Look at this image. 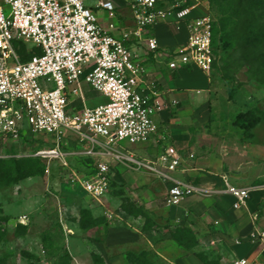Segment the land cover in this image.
<instances>
[{
	"label": "rangeland",
	"instance_id": "obj_1",
	"mask_svg": "<svg viewBox=\"0 0 264 264\" xmlns=\"http://www.w3.org/2000/svg\"><path fill=\"white\" fill-rule=\"evenodd\" d=\"M130 1L113 0L115 16L110 17L106 11L98 15L100 23L107 26L123 17L130 24ZM211 7L216 19V65L209 74L197 68L172 66L173 50L183 40L170 25L146 32L157 35L161 45V54L149 63L157 78L165 83L169 97L179 104L152 141H121L118 145L140 158H151L163 145L171 143L187 158L189 152L195 154L187 159L189 170L177 173L178 176H197L196 182L208 184L227 174L233 184L241 187L264 186V78L250 71L246 63L223 75L225 59L235 47L231 35L234 22L223 2L211 3ZM84 88L87 105L108 100L103 93L89 90L86 85ZM73 103L75 110L82 107L77 100ZM252 120L254 126L246 128L252 135L237 126L242 123L243 127ZM160 135L164 136L162 143L157 140ZM90 144L75 133H67L65 147L70 152L67 159L72 170H66L58 159L49 163L34 154L52 145L49 136L26 132L18 141L0 143L3 157H34L42 172L0 187V217L4 219L0 227V264H4V258L6 264H178L162 260L147 243L157 239L160 244L173 237L179 227L194 226L196 244L190 248L182 245L184 249L179 253L190 251L203 264H215L224 256L221 261L232 264L235 255L228 246L232 238L221 235L222 224L215 222L216 217L208 211L207 215L200 211L194 215H182L181 210L172 213L163 201L165 185L152 175L139 174L111 160L113 184L107 195L96 198L72 186L73 170L83 176L94 165V159L82 154ZM218 195L198 194L200 200ZM125 198L130 199L127 207L132 212L124 209ZM175 214L177 222L172 223ZM20 215L27 217L26 227L20 226L24 224L18 220ZM262 223L264 226V217Z\"/></svg>",
	"mask_w": 264,
	"mask_h": 264
},
{
	"label": "built area",
	"instance_id": "obj_2",
	"mask_svg": "<svg viewBox=\"0 0 264 264\" xmlns=\"http://www.w3.org/2000/svg\"><path fill=\"white\" fill-rule=\"evenodd\" d=\"M134 27L115 33V22L103 26L94 7L114 17L113 0H0V143L18 141L26 132L49 136L52 145L34 154L58 161L66 170L70 152L66 150L68 132L91 144L82 152L94 159L89 173L73 170L71 185L100 198L109 193L112 160L153 175L166 187L167 206L180 204L191 195L226 192L234 197V208L248 207L250 187L233 184L223 174L217 181L196 182L185 173L188 158L195 156L171 143L156 156L140 158L120 147L149 143L158 135L160 125L178 107L160 87L146 63L150 53L157 58L161 45L156 36H146L149 27L160 23L172 26L184 37L173 50L172 66L197 68L209 74L214 68L213 13L210 0H131ZM137 40L145 50L131 42ZM26 52L40 50L23 60L18 42ZM144 55H148L146 58ZM85 85L107 96L105 103H85ZM199 92V91H198ZM82 103L79 110L74 101ZM74 105V106H73ZM164 136L158 137L161 142ZM162 143V142H161ZM0 156H5L1 155ZM254 224L243 240L264 245V229ZM27 217L18 220L27 224ZM232 264H264L259 259L235 257Z\"/></svg>",
	"mask_w": 264,
	"mask_h": 264
},
{
	"label": "crops",
	"instance_id": "obj_3",
	"mask_svg": "<svg viewBox=\"0 0 264 264\" xmlns=\"http://www.w3.org/2000/svg\"><path fill=\"white\" fill-rule=\"evenodd\" d=\"M86 3L89 6H94L95 0H86ZM94 10L98 13V15H100V14L103 15L106 12V10L101 9V8H96V7H94ZM118 18H119V20L115 23L116 25H118L117 26L118 28H116L114 30L115 33H121L122 30H129V29H132L134 27V20H133L131 12H130V16H129L130 24L126 23L128 21V19H124L123 17H121V18L118 17ZM165 24L166 23H160V24H157L155 26L149 27L146 30V32L152 30V28H155V27H156L155 28L156 30H161V25H165ZM145 35H146V33H145ZM151 35L156 36V38L159 40L157 35H155L153 33L147 34L146 36H151ZM177 36H180L182 40L184 39V37L182 35L178 34ZM159 43H160V40H159ZM131 44L133 47L138 48L139 51H142V49L145 50V48L142 47V45H140L136 39L133 40L131 42ZM147 56L148 55H144L145 58ZM153 57H154L153 53H150L149 59L146 60V63L148 64V67L151 71V74L156 79L157 83L160 85V87L162 89H164L167 92V88L165 86V83L163 82V80L157 78L156 72L154 73V70L149 63V61ZM89 90H92V89H89ZM167 94H168V96H170V93L167 92ZM85 103L87 104L86 97H85ZM77 104L82 105V103H79V102ZM167 116H168L167 114H164L163 118L167 120ZM87 158H89V157H87ZM136 172L139 174L151 175V174L144 172V171H137L136 170ZM153 178L156 179L155 177H153ZM190 178L197 180L199 177L194 176V177H190ZM156 180H158V179H156ZM250 188H251L250 198L248 201V207H246V208H240V209L234 208V206H233L234 197L232 195L226 193V192H221V193H219L218 196H216L214 198L211 197V198L205 199V200L204 199L200 200L198 195H191V196H188L187 198H185L178 205L167 206L165 204V202H164V204L166 205V207L171 208L172 213L173 212L177 213L179 210H181L180 212L182 215H184V214L194 215L196 213V211L204 212V214L207 215L208 212H211L212 215L214 217H216L215 222L217 221V224H222L221 235L226 237V238H228V237L232 238V240L230 241L231 245H228V246L231 247L232 253H233V255H235L234 257H238V256L239 257H247L249 259L257 258L261 262L264 263V245L262 243L252 242L249 240H243L241 243H236L237 239L245 238L249 234V232L251 231L253 224H254V220H253L254 214H258V218L256 219L257 225L264 229V226L262 223V218L264 217V214H263L264 192L262 190H264V186L257 185V186H253ZM164 189H165V193L163 194V201H164V197L166 194V187ZM205 204H207V207H203V206H206ZM171 222L172 223L177 222L176 214L172 215ZM195 224H196V222H195ZM193 228H195V226ZM193 228H191V229L195 233ZM157 243H158L157 239H155L154 243H152V244L147 243V245H149L148 248H150L152 251L155 250L156 252H158V254L161 256L162 260L164 259V260H167L169 262L175 261L178 264H203V262L196 255L191 253L190 251H186L185 254L179 253L180 249L181 248L184 249V247L182 245H180V243L178 241H176L171 236L166 238L164 241H161L160 244H157ZM223 258H225V257L223 256L222 259ZM221 260L215 262V264H225Z\"/></svg>",
	"mask_w": 264,
	"mask_h": 264
},
{
	"label": "trees",
	"instance_id": "obj_4",
	"mask_svg": "<svg viewBox=\"0 0 264 264\" xmlns=\"http://www.w3.org/2000/svg\"><path fill=\"white\" fill-rule=\"evenodd\" d=\"M212 4L215 2H223L227 6V12L229 18L233 20L234 25L231 29V35L234 39L235 47L233 51L228 55L227 63L223 65V75L232 68L239 66L241 64H248L249 70L253 73L258 72L259 78H264V0H210ZM213 13V10H212ZM215 25L216 19L213 21V47L215 50ZM19 52L23 58L26 60L33 53L40 52L39 49L33 48L31 52L27 53V46L23 42H18ZM216 65V60L214 61V67ZM188 69H191L188 67ZM238 121V120H237ZM238 124V123H237ZM255 121L252 120L243 125L238 124L239 128H242L243 133H249L246 128L253 127ZM37 159L31 156H9L8 158L0 156V187L11 185L13 183L19 182L20 180L30 177L40 175L37 168ZM12 171V174L10 173ZM113 184V181H112ZM125 201V202H124ZM123 201L124 209L132 212V209L127 207L129 198H125ZM4 220V219H3ZM0 217V227L1 221ZM21 227H26V224H21ZM174 239L178 241L181 245L186 248L193 247L196 244V237L193 231L186 227H179L172 234ZM6 259H3L5 263Z\"/></svg>",
	"mask_w": 264,
	"mask_h": 264
}]
</instances>
